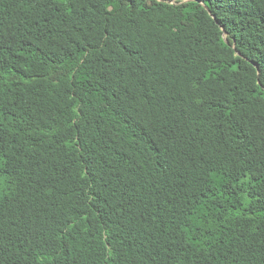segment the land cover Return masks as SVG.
<instances>
[{
    "label": "trees",
    "instance_id": "1",
    "mask_svg": "<svg viewBox=\"0 0 264 264\" xmlns=\"http://www.w3.org/2000/svg\"><path fill=\"white\" fill-rule=\"evenodd\" d=\"M0 264H264V0H0Z\"/></svg>",
    "mask_w": 264,
    "mask_h": 264
},
{
    "label": "water",
    "instance_id": "2",
    "mask_svg": "<svg viewBox=\"0 0 264 264\" xmlns=\"http://www.w3.org/2000/svg\"><path fill=\"white\" fill-rule=\"evenodd\" d=\"M224 38L227 43H229L228 39L226 38V33L224 32Z\"/></svg>",
    "mask_w": 264,
    "mask_h": 264
}]
</instances>
